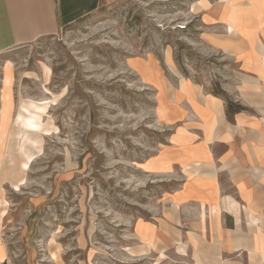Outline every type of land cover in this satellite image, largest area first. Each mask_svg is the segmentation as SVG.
Segmentation results:
<instances>
[{
	"label": "rangeland",
	"instance_id": "374dc122",
	"mask_svg": "<svg viewBox=\"0 0 264 264\" xmlns=\"http://www.w3.org/2000/svg\"><path fill=\"white\" fill-rule=\"evenodd\" d=\"M194 1L103 0L0 56V264H155L133 224L149 221L172 185L148 168L164 130L136 59L165 73L169 55L186 77L216 75Z\"/></svg>",
	"mask_w": 264,
	"mask_h": 264
},
{
	"label": "crops",
	"instance_id": "0c3cea01",
	"mask_svg": "<svg viewBox=\"0 0 264 264\" xmlns=\"http://www.w3.org/2000/svg\"><path fill=\"white\" fill-rule=\"evenodd\" d=\"M102 1L0 0V56L57 35ZM193 3L201 56L217 53V76L186 77L171 57L165 73L135 58L164 130L146 162L172 186L149 221L133 224L134 241L155 264H264V0Z\"/></svg>",
	"mask_w": 264,
	"mask_h": 264
},
{
	"label": "bare ground",
	"instance_id": "6f19581e",
	"mask_svg": "<svg viewBox=\"0 0 264 264\" xmlns=\"http://www.w3.org/2000/svg\"><path fill=\"white\" fill-rule=\"evenodd\" d=\"M207 2V1H206ZM193 5H194V3H193ZM192 5V6H193ZM197 6V5H196ZM194 7V6H193ZM192 8V7H191ZM198 11V10H197ZM196 11V12H197ZM167 59H168V63L169 64H171V61H170V57H169V55L167 56ZM11 63H8V67L9 68H11ZM11 80V76H10V73L8 72L6 75H5V83H7V82H9ZM46 105V104H45ZM24 107H25V105H24ZM35 107V106H34ZM28 108V107H27ZM36 108V107H35ZM38 108V107H37ZM38 110V109H37ZM43 110V109H42ZM32 112V111H31ZM39 112H41L40 110H39ZM160 113H162L161 112V110H160ZM38 114V113H37ZM31 117V116H30ZM39 118V117H38ZM18 119V118H17ZM28 122V121H27ZM16 123V122H15ZM27 125V124H26ZM30 128H32V127H30ZM28 130H29V128H28ZM33 130H35V129H33ZM32 131V130H31ZM19 132V131H18ZM24 133V132H23ZM20 134V133H19ZM14 135H15V132H14ZM9 140V139H8ZM11 147V146H10ZM147 166V165H146ZM145 167V166H144ZM149 168V167H148ZM160 169H162V168H160Z\"/></svg>",
	"mask_w": 264,
	"mask_h": 264
},
{
	"label": "trees",
	"instance_id": "16d2710c",
	"mask_svg": "<svg viewBox=\"0 0 264 264\" xmlns=\"http://www.w3.org/2000/svg\"><path fill=\"white\" fill-rule=\"evenodd\" d=\"M213 93H214L215 95H221V93L218 92L217 89H215V88H214V90H213Z\"/></svg>",
	"mask_w": 264,
	"mask_h": 264
},
{
	"label": "built area",
	"instance_id": "2783aa9c",
	"mask_svg": "<svg viewBox=\"0 0 264 264\" xmlns=\"http://www.w3.org/2000/svg\"><path fill=\"white\" fill-rule=\"evenodd\" d=\"M213 77V76H212ZM214 78V77H213Z\"/></svg>",
	"mask_w": 264,
	"mask_h": 264
}]
</instances>
